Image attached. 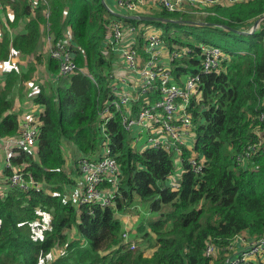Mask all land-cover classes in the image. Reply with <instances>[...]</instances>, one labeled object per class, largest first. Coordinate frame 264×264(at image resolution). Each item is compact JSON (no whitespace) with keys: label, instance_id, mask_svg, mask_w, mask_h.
Returning <instances> with one entry per match:
<instances>
[{"label":"trees","instance_id":"trees-1","mask_svg":"<svg viewBox=\"0 0 264 264\" xmlns=\"http://www.w3.org/2000/svg\"><path fill=\"white\" fill-rule=\"evenodd\" d=\"M106 3L46 0L33 10L31 0H0L8 17L0 62H9L13 52L35 54L45 30L53 47L70 35L81 69L60 76L58 61L48 59L54 84L41 87L34 98L42 109L37 150L15 149L12 168L4 167L0 175L10 177L16 168L44 188H11L0 194V264H42L43 260L45 264H228L224 250L240 235L264 236V148L244 162L238 160L259 142L256 130L262 126L264 28L254 34L245 29L264 17V0L211 6L200 24L164 8L156 9L154 16L123 17L111 13ZM140 16L156 20L144 21ZM114 21L154 27L167 52L174 47L190 50L187 58L170 63L167 59L176 85L184 86L188 76H199L188 107L195 141L193 148H182L181 156L135 147L122 113L112 105L106 136L100 128L106 106L117 98L112 86L118 58L111 49ZM24 22V31L12 37L11 31ZM137 40L140 57L147 58L144 38L139 35ZM202 46L220 48L229 57L218 73L202 71ZM33 72L19 76L12 69L5 76L0 90L2 139L20 135L22 121L14 111L13 91ZM140 106L141 102L131 105L133 116ZM66 150L76 164L73 172ZM106 157L121 170L114 206L79 204L84 190L80 162ZM195 157L204 162L199 175L190 171L189 161ZM180 173V188L173 190L170 178ZM77 182V189L70 191ZM124 215L136 221L127 239L118 218ZM44 218L50 219L48 227L42 225ZM208 245L217 248L215 256H206ZM149 250L152 254L147 256ZM55 251L61 253L53 259ZM252 264H264L263 256Z\"/></svg>","mask_w":264,"mask_h":264},{"label":"built area","instance_id":"built-area-1","mask_svg":"<svg viewBox=\"0 0 264 264\" xmlns=\"http://www.w3.org/2000/svg\"><path fill=\"white\" fill-rule=\"evenodd\" d=\"M32 9L36 10L39 3H46V0H31ZM224 0H118V12L109 11L113 14H119L123 17L141 15L143 6L151 9L153 2L157 3V8H164L169 12H178L189 14L193 9H199L202 12L208 8L221 4ZM228 3L248 2L249 0H227ZM223 5V4H222ZM227 5V4H226ZM189 10V11H188ZM193 13V12H191ZM11 20L14 19L12 15ZM260 23H253L245 32L254 34L264 28V17L259 19ZM144 38V50L147 58H141L137 45V36ZM65 43L56 47H51L50 55L59 63L60 76H71L81 69L75 61L73 53V44L68 35ZM49 41H53L49 36ZM111 49L113 54L118 55L126 66V71L130 75H121L115 71L112 74L113 90L116 91L117 98L110 105L106 106L101 116L100 128L105 134L109 119L113 116L109 106H114L117 111L122 113V121L125 128L133 136V145L144 151L147 148L162 149L168 153L181 156L183 147L193 148L195 136L193 134V120L188 111L190 99L195 95L198 87L199 76H188L185 79L184 86L175 84L173 71L167 59L170 61L187 58L190 54L189 49L176 48L166 51V46L159 32L152 26L142 25L137 28L134 25L126 24L122 21H114L111 26ZM229 57L217 47L202 46L200 53L201 69L205 74L219 72L221 65ZM141 102L140 110L137 116H133L131 105ZM39 117L29 118L21 122V131L19 136H13L2 139L4 151V166L12 168L11 158L15 149L37 150V139L39 136ZM259 120L262 124L256 132L259 136V142L249 148L243 155L238 156L240 162H244L257 150L264 148V113L260 115ZM22 121V120H21ZM143 134L145 137H143ZM106 136V134H105ZM182 161V160H180ZM190 171L199 175L203 172L204 162L199 158H192L189 161ZM10 177H4L0 180V194H5L11 188L22 190L36 189L42 191L43 185L28 181L21 170L14 168ZM80 170L84 178V190L79 198V204L94 203L102 207L114 206V198L118 192L121 181V170L117 162L106 157L100 162H92L88 159L80 162ZM1 177V176H0ZM178 176L175 174L170 178V187L173 190L180 188ZM109 187H101L103 184ZM131 228L125 227L124 238L127 239ZM241 239L238 237L226 250L228 264H252L264 256V236L256 239L244 250L233 254L236 249V243ZM135 248V246H133ZM217 254V248L214 245H208L206 256L212 257Z\"/></svg>","mask_w":264,"mask_h":264},{"label":"crops","instance_id":"crops-1","mask_svg":"<svg viewBox=\"0 0 264 264\" xmlns=\"http://www.w3.org/2000/svg\"><path fill=\"white\" fill-rule=\"evenodd\" d=\"M115 3L117 4L116 0H110L109 3L108 4L106 3V4L110 10H114V11L118 12L119 9L116 7ZM114 4H115V8H112L111 6H113ZM9 11L10 10L8 9V16L10 18L13 14ZM7 18L8 17L6 16V13L0 8V40L3 37V33H4L3 28L7 23ZM24 26H25V22L22 23L18 29L12 30L11 31L12 37H15L16 34L19 32H23ZM46 34H47V31H46ZM47 36H49V35L47 34ZM51 47H52V41L49 42L48 37H47V40L45 41V40H43V37H42L40 45L38 47V50L36 51L35 54L24 56V55H21L19 53L13 52L9 62H7V63L0 62V90L4 89V87H5V76L9 71H11L12 69H15L18 71L19 76L20 75L22 76V75L26 74V72H27V68H28V64H29L28 62H30L34 59L36 60L37 58H39L40 62L43 63L45 66V67H43L45 69V71H44V73H42V78H45L44 76L48 75V76H46L45 79L47 81L49 80L51 84H54V81L52 80L53 77L47 68L48 59L51 57L50 52H49V51H51ZM117 57H118L116 60L117 61V70H116L117 73H120L121 75H130L129 72L126 71V66L124 64H122L119 56H117ZM17 63H20V65L17 66L16 65ZM36 76H39V71H36L30 79H28L26 82H24L25 87L23 88V92H22L23 101H21V102L17 101L15 108H14L15 112L20 117V121L22 120V122L29 119V118H37L38 115L42 111L41 107L37 106L34 103L35 95L39 91L35 87L33 88V78ZM41 86H43V85H41ZM43 87H45V86H43ZM2 148H3L2 138L0 137V171H2V173H3L5 166H3V164H4V159H3L4 158V151L2 150ZM67 157H69L71 160L68 162V168H70L71 171L73 172L74 168H76L75 167L76 164H74V161L72 159V155L71 156L69 155ZM2 159H3V161H2ZM76 178H77L78 182L81 180L80 176L76 177ZM78 182H77V185H74L70 191H72L73 189L75 191L77 189ZM67 193H68V191H67ZM118 218L123 221L124 226L126 228H133L132 226H135L134 224L136 223V221H134V219L128 215L119 216ZM239 238L241 240L236 243L237 252L244 250L247 246H249L255 240V238L249 236L248 233H246V232L243 233L242 235H240Z\"/></svg>","mask_w":264,"mask_h":264},{"label":"rangeland","instance_id":"rangeland-1","mask_svg":"<svg viewBox=\"0 0 264 264\" xmlns=\"http://www.w3.org/2000/svg\"><path fill=\"white\" fill-rule=\"evenodd\" d=\"M109 1L110 0H106V2H107V4L109 3ZM118 0H116V2H117ZM228 3V1L227 0H224L221 4H223V5H226ZM116 4V3H115ZM115 4L113 5V6H111L112 8H115ZM151 6H152V8L151 9H146V6H143V11H141V13L142 14H144V15H150V16H154L155 14H157V12H159V11H156V9H158L157 7V3L156 2H153V3H151L150 4ZM117 7V6H116ZM189 11V10H188ZM191 12H193V13H191ZM205 13H207V11H204V12H202L201 10H199V9H193V11H189V14H185V15H183V16H185L184 17V19L185 20H187V21H190V22H193V23H198V24H200V23H202V22H204L205 20H206V14ZM243 31V30H242ZM42 37H43V40H47V37L49 38V36H47V34H46V31L44 30L43 31V33H42ZM48 41H49V39H48ZM50 42V41H49ZM49 44V43H48ZM50 52V51H49ZM29 61V60H28ZM29 64H28V68H27V72H29L30 70H33L34 72H33V74H31V75H34V73L36 72V71H39V76H36V77H34L33 78V88L35 87L37 90H39L41 87H43V86H45V88H49L52 84L50 83V81L48 80H46L45 78H46V76H48V75H45L44 77L45 78H42V73H44V71H45V69L43 68V67H45L44 66V64L43 63H41L40 62V59L39 58H37L36 60L34 59V60H32V61H30V62H28ZM17 66H19L20 65V63H17L16 64ZM36 66V67H35ZM32 77V76H31ZM27 80H24V81H21V83L19 84V83H17V85H16V87L14 88V91H13V102H14V108H15V105H16V103H17V101H23V95H22V92H23V88L25 87V85H24V82H26ZM41 85H43V86H41ZM29 95V94H28ZM14 111H15V109H14ZM143 137H145V135L143 134ZM2 150H3V148H2ZM66 155L67 156H71L72 155V153L70 152V150H66ZM4 159V158H3ZM3 159H2V161H3ZM69 161H71L70 160V158L68 157V162ZM3 166H4V164H3ZM1 173H2V171H0V175H1ZM76 198H78V196H75ZM144 212H145V214L147 213L145 210H143ZM144 214V215H145ZM147 216H150V215H148L147 214ZM49 222H50V219L49 218H44V221H43V223H42V225L43 226H45V227H48V225H49ZM138 222V221H137ZM148 253H147V256H149V255H151L152 254V250H149V251H147ZM60 251H58V252H53V254H52V258L53 259H56V258H58L59 256H60ZM238 252L237 251H235L233 254H237ZM264 257V256H263ZM264 259V258H263ZM42 264H45V262H44V260H43V263Z\"/></svg>","mask_w":264,"mask_h":264},{"label":"water","instance_id":"water-1","mask_svg":"<svg viewBox=\"0 0 264 264\" xmlns=\"http://www.w3.org/2000/svg\"><path fill=\"white\" fill-rule=\"evenodd\" d=\"M130 17H134V16H130ZM139 18L141 20H144V21H154V20H156L155 18L148 17V16H140ZM256 23L259 24L260 23V20H257Z\"/></svg>","mask_w":264,"mask_h":264}]
</instances>
